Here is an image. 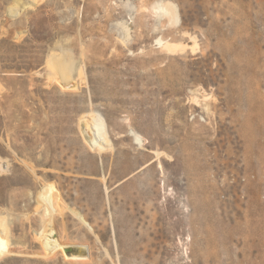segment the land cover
I'll return each mask as SVG.
<instances>
[{"label":"rangeland","instance_id":"374dc122","mask_svg":"<svg viewBox=\"0 0 264 264\" xmlns=\"http://www.w3.org/2000/svg\"><path fill=\"white\" fill-rule=\"evenodd\" d=\"M0 228V264H264V0H0Z\"/></svg>","mask_w":264,"mask_h":264},{"label":"bare ground","instance_id":"6f19581e","mask_svg":"<svg viewBox=\"0 0 264 264\" xmlns=\"http://www.w3.org/2000/svg\"><path fill=\"white\" fill-rule=\"evenodd\" d=\"M164 12L166 14H169V15L171 13L170 10H168L167 8H164ZM164 46L168 50L174 51V49L177 46H179V45H178V43L176 44L174 42L173 43L172 42H166V43H164ZM57 83L64 90H72V89L76 88V87L73 86V83H71V82H65V83L62 84V83L57 81ZM90 126H91V129L93 131L92 134L94 135V137L93 136H89L88 133H84L86 130L83 129L84 138L89 143V145L90 146L98 145L99 147H101L100 144L96 143L97 140H100L102 143L106 144V142H108L107 141L108 139H107V136H106L107 124H106L105 119L101 115H99V114L97 115L96 114V115L93 116V121H92ZM135 138L139 139V137L137 135H136ZM47 187H49V190L52 191V192L57 191L52 183H47ZM46 198H47V202L49 204H51L52 203V198L49 197V196H46ZM54 234L55 233L52 230L46 232V234H45V241L47 243L46 244V248L47 249L52 250V251H53V249H58L61 252V254L67 259L83 260V259L87 258L84 255H79V254H75V253H69V254L65 253L63 251V248L67 247V245L60 243L58 241V239H57L56 234H55L56 237L54 236ZM7 246L8 245L6 243V240L0 235V251L4 250V248H7Z\"/></svg>","mask_w":264,"mask_h":264},{"label":"water","instance_id":"95a60500","mask_svg":"<svg viewBox=\"0 0 264 264\" xmlns=\"http://www.w3.org/2000/svg\"><path fill=\"white\" fill-rule=\"evenodd\" d=\"M74 247H75V246H73V245H67V247L63 248V251H64L65 253H67V254H69V253H75V254H78ZM79 255H85V256H88V251H86V252H84V253H80Z\"/></svg>","mask_w":264,"mask_h":264}]
</instances>
